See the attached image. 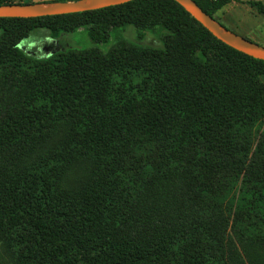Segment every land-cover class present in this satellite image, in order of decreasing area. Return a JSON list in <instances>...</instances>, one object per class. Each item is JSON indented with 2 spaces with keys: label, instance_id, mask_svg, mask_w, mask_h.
<instances>
[{
  "label": "trees",
  "instance_id": "16d2710c",
  "mask_svg": "<svg viewBox=\"0 0 264 264\" xmlns=\"http://www.w3.org/2000/svg\"><path fill=\"white\" fill-rule=\"evenodd\" d=\"M0 264H264V62L173 0L0 18Z\"/></svg>",
  "mask_w": 264,
  "mask_h": 264
},
{
  "label": "water",
  "instance_id": "95a60500",
  "mask_svg": "<svg viewBox=\"0 0 264 264\" xmlns=\"http://www.w3.org/2000/svg\"><path fill=\"white\" fill-rule=\"evenodd\" d=\"M133 0H77L0 5V18L31 19L82 13L118 6ZM216 40L253 59L264 62V47L227 30L211 19L193 0H173Z\"/></svg>",
  "mask_w": 264,
  "mask_h": 264
},
{
  "label": "rangeland",
  "instance_id": "374dc122",
  "mask_svg": "<svg viewBox=\"0 0 264 264\" xmlns=\"http://www.w3.org/2000/svg\"><path fill=\"white\" fill-rule=\"evenodd\" d=\"M37 2H46L52 0H23ZM251 3H261L264 5V0H235L226 5L221 11H218L215 15V22L222 25L227 30L237 34L238 36L245 38L259 46L264 47V16H262ZM132 35H124L122 33L120 38L126 39L133 43H139L135 39V30L131 28ZM148 39L142 44L155 45V42H148ZM61 44L64 47L76 48V49H89L94 44L88 39L85 31H81L74 34H63L60 37ZM115 42L114 36L109 40L107 44L99 45L102 50L109 49ZM46 42L37 39L25 40L21 43L22 46L27 48V51L31 54L42 56L45 55L39 51L40 46H43Z\"/></svg>",
  "mask_w": 264,
  "mask_h": 264
},
{
  "label": "crops",
  "instance_id": "0c3cea01",
  "mask_svg": "<svg viewBox=\"0 0 264 264\" xmlns=\"http://www.w3.org/2000/svg\"><path fill=\"white\" fill-rule=\"evenodd\" d=\"M227 5H229V4H227ZM224 7H225V6H224ZM224 7H223V8H224ZM223 8H222V9H223ZM220 11H221V10H220Z\"/></svg>",
  "mask_w": 264,
  "mask_h": 264
}]
</instances>
